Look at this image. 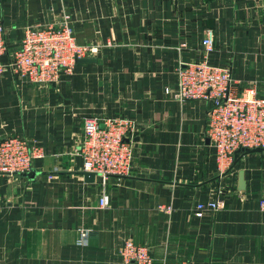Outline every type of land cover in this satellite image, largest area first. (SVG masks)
Listing matches in <instances>:
<instances>
[{"label":"crops","instance_id":"0c3cea01","mask_svg":"<svg viewBox=\"0 0 264 264\" xmlns=\"http://www.w3.org/2000/svg\"><path fill=\"white\" fill-rule=\"evenodd\" d=\"M0 1L4 61L28 27L59 24L67 15L79 42L99 45L95 61L77 62L56 82L42 86L10 70L0 79V140L20 135L45 150L35 174L0 173V264H137L118 253L127 236L151 248L153 264H264V151L221 173L206 135L210 103L166 93L181 63L202 58L208 28L215 32L210 60L231 67L237 89L264 80V3ZM89 115L136 120L132 174L110 176L105 186L85 179L78 153ZM240 170L245 190L238 188ZM221 188L222 208L196 216L195 205Z\"/></svg>","mask_w":264,"mask_h":264},{"label":"built area","instance_id":"2783aa9c","mask_svg":"<svg viewBox=\"0 0 264 264\" xmlns=\"http://www.w3.org/2000/svg\"><path fill=\"white\" fill-rule=\"evenodd\" d=\"M263 5V0H254ZM202 58L181 63L176 69L177 80L166 93L185 102L204 99L210 103L206 135L216 149V159L221 173H227L234 154L241 148H264V80H253L237 89L229 65H219L210 60L215 50V32L208 28L202 38ZM99 45L81 43L77 39L69 16L59 24L28 27L18 46L8 54L5 25L0 1V79L10 70L29 82L46 85L58 81L63 73L72 74L78 59L93 57ZM135 119L126 116L85 117L83 138L79 155L83 170L97 173L105 186L110 176L127 177L132 174L135 155L133 138L137 132ZM45 156L43 146L35 139L9 135L0 140V173L21 174L31 171L36 159ZM223 189L213 200L200 201L194 214L222 208ZM109 202L105 193L100 205ZM264 209V198L261 200ZM171 212V204L162 207ZM80 242L88 243V231L82 230ZM118 253L125 263L153 264L155 256L146 244L137 243L131 236L124 238ZM163 264H194L189 260H164Z\"/></svg>","mask_w":264,"mask_h":264},{"label":"water","instance_id":"95a60500","mask_svg":"<svg viewBox=\"0 0 264 264\" xmlns=\"http://www.w3.org/2000/svg\"><path fill=\"white\" fill-rule=\"evenodd\" d=\"M264 2V0H263ZM91 61H95V58L93 57H85V58H80L78 59V63H84V62H91ZM208 141H210V139L208 138ZM264 151L263 147H255V148H241L238 149L235 154H234V164H237L238 161L245 155L250 154V153H255V152H262ZM81 173L85 176V179L89 182H94L97 179V173L92 172V171H87V170H82ZM228 173V172H227ZM225 173V174H227ZM22 175L28 176L31 174H35L33 170L28 171V172H23L21 173ZM247 187V182L245 179V171L244 170H240L239 172V182H238V188L240 190H245Z\"/></svg>","mask_w":264,"mask_h":264}]
</instances>
